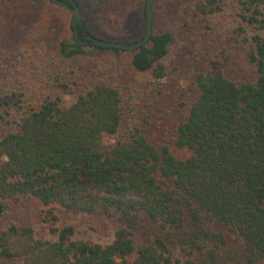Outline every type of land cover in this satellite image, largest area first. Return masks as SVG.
I'll return each mask as SVG.
<instances>
[{
	"label": "trees",
	"instance_id": "obj_1",
	"mask_svg": "<svg viewBox=\"0 0 264 264\" xmlns=\"http://www.w3.org/2000/svg\"><path fill=\"white\" fill-rule=\"evenodd\" d=\"M64 1L83 23L79 39L72 20V37L58 43L60 85L30 100L13 91L0 112V220L7 203L28 198L47 207L50 228L0 226V264H264V0H154L150 40L133 51L81 42L95 36L84 16L112 0ZM129 1L140 29L116 36L136 42L147 0ZM228 8L244 37L239 51L221 53L232 68L212 69L221 28L211 19ZM178 34L203 49L186 85L172 84L180 68L167 62ZM92 49L128 54L129 70L152 79L124 76ZM58 209L117 219L114 240L74 238Z\"/></svg>",
	"mask_w": 264,
	"mask_h": 264
},
{
	"label": "rangeland",
	"instance_id": "obj_2",
	"mask_svg": "<svg viewBox=\"0 0 264 264\" xmlns=\"http://www.w3.org/2000/svg\"><path fill=\"white\" fill-rule=\"evenodd\" d=\"M84 17L95 36L106 40H119L120 37H117L116 33L123 27L136 34L142 20L129 0H112L106 13L89 12ZM72 20L71 13L65 12L47 0H0V112L6 107L1 104V100L12 96L13 91L18 93L27 91V98L30 100V95L37 97L47 87L55 88L60 85L61 78L54 79V77L56 75L60 77L58 73L67 67V63L58 56V43L66 36L72 37L69 29ZM211 20L215 26L221 28V31L211 46L207 67L232 68L222 60L221 53L239 51L240 41L244 36L235 32L237 22L230 8L225 14ZM87 48L92 47L87 46ZM202 50L197 49L191 40L187 42L181 35L176 36L167 60L170 65L180 68V71H175L177 76L171 80L172 84L179 81L181 85H186L190 74V67L187 65L190 62L197 63ZM196 52L197 56H195ZM92 54L97 56L103 65L106 61L117 60L125 72L124 76L137 79L144 85L152 79L151 72L137 73L129 70V55L126 53L115 56L111 52L93 51ZM237 60L240 61L238 57ZM79 63L81 62L77 61L75 65ZM75 98L73 93L65 95L68 104L73 103ZM16 113L18 106L12 105L11 115L8 118ZM179 153L187 154L183 151ZM46 208L28 198L16 203L9 202L6 214L0 220V226L9 221L16 223L23 221L31 224L40 233H47L50 223L45 220ZM56 215L57 225H72L75 229L74 238L79 240L111 243L119 227L117 219L101 213L58 209Z\"/></svg>",
	"mask_w": 264,
	"mask_h": 264
},
{
	"label": "water",
	"instance_id": "obj_3",
	"mask_svg": "<svg viewBox=\"0 0 264 264\" xmlns=\"http://www.w3.org/2000/svg\"><path fill=\"white\" fill-rule=\"evenodd\" d=\"M55 3L62 6L69 12L73 14V26L74 33L77 39L78 36V28L77 25L83 23V16L81 10L79 8L71 6L68 2L64 0H54ZM154 0H147V8H146V33L144 37L136 42H125L118 40H106L96 36L90 35V41H81L83 44H94L105 47H115L120 49H125L129 51H133L138 49L140 46L145 45L149 42L151 34L153 32V20H154V8H153Z\"/></svg>",
	"mask_w": 264,
	"mask_h": 264
}]
</instances>
